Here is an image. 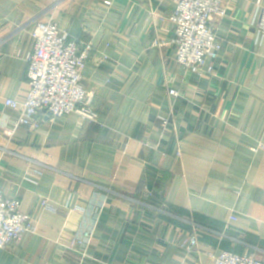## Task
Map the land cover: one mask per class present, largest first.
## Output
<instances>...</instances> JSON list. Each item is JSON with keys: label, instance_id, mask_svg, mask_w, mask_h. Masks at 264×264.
Returning <instances> with one entry per match:
<instances>
[{"label": "crops", "instance_id": "0c3cea01", "mask_svg": "<svg viewBox=\"0 0 264 264\" xmlns=\"http://www.w3.org/2000/svg\"><path fill=\"white\" fill-rule=\"evenodd\" d=\"M111 1L0 0V190L37 224L0 264L264 261V39L251 24L264 0H226L227 16L211 19L223 45L214 74L178 64L174 0ZM38 22L92 43L82 82L95 120L41 110L39 128L17 126L5 101L30 91ZM84 229L91 244L67 248Z\"/></svg>", "mask_w": 264, "mask_h": 264}, {"label": "built area", "instance_id": "2783aa9c", "mask_svg": "<svg viewBox=\"0 0 264 264\" xmlns=\"http://www.w3.org/2000/svg\"><path fill=\"white\" fill-rule=\"evenodd\" d=\"M61 2L62 0H56ZM175 9L169 18L173 25L172 44L176 48V59L180 66L192 73L214 74V63L222 50L215 28L210 26L213 17L227 16L226 0H174ZM111 5V0H105ZM252 25L257 28L256 43L264 39V6L258 5ZM34 49L26 61V77L30 91L24 100L7 99L5 105L19 110L17 126L39 128L42 121L37 115L46 110L52 118H61L77 113L82 118L95 120L97 111L93 106V94L83 85V71L93 54L91 42L82 41L61 30L57 23L38 22L31 32ZM156 44H162L156 41ZM172 97L179 96L175 89L169 91ZM170 119H164L167 126ZM13 134L12 132H8ZM180 156L181 154L178 153ZM40 204L47 206V198ZM37 224L33 215L24 210L19 199L5 197L0 190V249H8L20 241L27 232L34 233ZM94 230L84 229L74 234L67 242V248L76 250L88 247ZM188 251L198 246V236L192 235L184 241ZM214 264H264L255 255H240L230 251L210 253Z\"/></svg>", "mask_w": 264, "mask_h": 264}]
</instances>
